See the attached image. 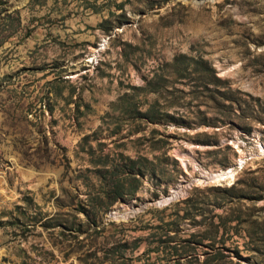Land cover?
<instances>
[{
  "label": "rangeland",
  "instance_id": "obj_1",
  "mask_svg": "<svg viewBox=\"0 0 264 264\" xmlns=\"http://www.w3.org/2000/svg\"><path fill=\"white\" fill-rule=\"evenodd\" d=\"M0 264H264V0H0Z\"/></svg>",
  "mask_w": 264,
  "mask_h": 264
},
{
  "label": "trees",
  "instance_id": "obj_2",
  "mask_svg": "<svg viewBox=\"0 0 264 264\" xmlns=\"http://www.w3.org/2000/svg\"><path fill=\"white\" fill-rule=\"evenodd\" d=\"M137 112H141L137 108L135 109ZM153 120V119H150ZM138 159H134L130 156L126 157V160L130 162V164H125L123 166H109L108 164H105L103 168L98 169L99 172L104 174V178L108 180V177L110 176V180H113L111 184H109L106 194L110 196V205L115 203L116 201L120 199H126L127 197H133L135 196L136 191L139 189L140 185L133 186L132 191L126 193L122 191L123 188L126 186V182L131 181L132 179H135L137 182L142 181L143 178L147 175V170H144L141 168V163L143 161H147L148 159L146 157H137ZM155 173L153 171L152 175ZM127 200V199H126ZM165 243L166 241H162ZM179 249L176 248V251Z\"/></svg>",
  "mask_w": 264,
  "mask_h": 264
},
{
  "label": "bare ground",
  "instance_id": "obj_3",
  "mask_svg": "<svg viewBox=\"0 0 264 264\" xmlns=\"http://www.w3.org/2000/svg\"><path fill=\"white\" fill-rule=\"evenodd\" d=\"M263 150V149H262ZM200 166V165H198ZM200 170V176L198 178H194V181L198 182H224V181H230L233 177L234 170L232 168H229L228 171H208L205 169H202V167H199ZM192 181V180H191ZM192 183H188V185H191ZM183 184H179L176 186L172 194L169 197L163 198V200L158 201L157 205H163L167 202H170L172 200H175L177 197H179L183 193Z\"/></svg>",
  "mask_w": 264,
  "mask_h": 264
},
{
  "label": "water",
  "instance_id": "obj_4",
  "mask_svg": "<svg viewBox=\"0 0 264 264\" xmlns=\"http://www.w3.org/2000/svg\"><path fill=\"white\" fill-rule=\"evenodd\" d=\"M194 182H198V181H194V180L191 181L192 184H194ZM167 197H169V195L166 196V198H167Z\"/></svg>",
  "mask_w": 264,
  "mask_h": 264
}]
</instances>
